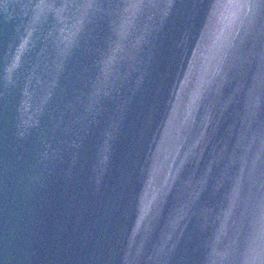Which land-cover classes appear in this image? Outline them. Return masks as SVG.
I'll return each mask as SVG.
<instances>
[{
    "label": "water",
    "instance_id": "obj_1",
    "mask_svg": "<svg viewBox=\"0 0 264 264\" xmlns=\"http://www.w3.org/2000/svg\"><path fill=\"white\" fill-rule=\"evenodd\" d=\"M0 264H264V0H0Z\"/></svg>",
    "mask_w": 264,
    "mask_h": 264
}]
</instances>
